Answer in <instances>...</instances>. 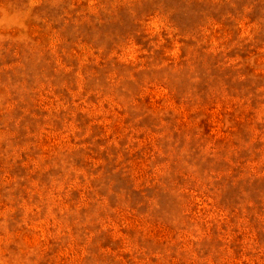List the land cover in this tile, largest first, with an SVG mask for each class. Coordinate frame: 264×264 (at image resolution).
Here are the masks:
<instances>
[{"label":"rangeland","instance_id":"1","mask_svg":"<svg viewBox=\"0 0 264 264\" xmlns=\"http://www.w3.org/2000/svg\"><path fill=\"white\" fill-rule=\"evenodd\" d=\"M0 264H264V0H0Z\"/></svg>","mask_w":264,"mask_h":264}]
</instances>
